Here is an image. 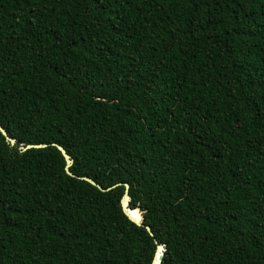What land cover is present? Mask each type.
Returning a JSON list of instances; mask_svg holds the SVG:
<instances>
[{"label": "trees", "instance_id": "16d2710c", "mask_svg": "<svg viewBox=\"0 0 264 264\" xmlns=\"http://www.w3.org/2000/svg\"><path fill=\"white\" fill-rule=\"evenodd\" d=\"M0 125V264H264V0H0Z\"/></svg>", "mask_w": 264, "mask_h": 264}, {"label": "water", "instance_id": "95a60500", "mask_svg": "<svg viewBox=\"0 0 264 264\" xmlns=\"http://www.w3.org/2000/svg\"><path fill=\"white\" fill-rule=\"evenodd\" d=\"M0 132L10 144H14L15 143V139L10 137L7 134L6 130L1 125H0ZM45 145H46L45 143H28L25 146L21 147V149L22 150H26V149H29V148H39V147H43ZM54 145L60 150L62 156L65 159V166H64L65 172L67 174H69L70 176H76L69 169L70 165L73 162V160L70 157V155L66 152V150L61 145H59V144H54ZM76 177L88 181L89 183L95 185L96 187H98L102 191L108 190V189L112 188L113 186L119 184V183H117V184H113V185H110V186H107V187H102L100 184H98L96 181H94L92 178H90L88 176H76ZM124 187H125L124 188V192H123V194L121 196V199H120V204H121L123 212L127 215V217L131 221H133L137 225L144 226L146 228V230L148 231V233L153 236V231H152L151 227L149 225L143 223L144 217H143V212L140 210V208L139 207L130 208L128 206V200H129L128 187L129 186H128L127 183H124ZM133 209L136 210V214L139 217L136 218L131 213ZM154 241L156 243V248H155V251H154V254L152 256L150 264H160L166 246L164 244H162V245L158 244L156 239H154Z\"/></svg>", "mask_w": 264, "mask_h": 264}]
</instances>
